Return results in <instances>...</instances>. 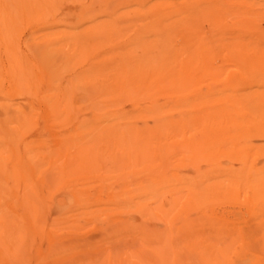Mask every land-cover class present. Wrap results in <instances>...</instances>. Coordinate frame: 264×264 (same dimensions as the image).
Instances as JSON below:
<instances>
[{
	"label": "rangeland",
	"instance_id": "374dc122",
	"mask_svg": "<svg viewBox=\"0 0 264 264\" xmlns=\"http://www.w3.org/2000/svg\"><path fill=\"white\" fill-rule=\"evenodd\" d=\"M80 1L84 5L64 2L57 14L46 0H38L34 10L14 12L16 25L7 36L26 62L31 59L34 70L32 87L24 93H16L15 81L5 72L8 60L0 43V264H264V128L245 138L240 163L233 154H220L229 149L225 141L217 153L192 151L206 128L202 122L208 109L201 104L180 110L183 115L196 112L192 114L203 121L167 128L151 139L149 153L127 149L137 143L133 139L109 138L111 124L105 120L119 111L135 113L150 104L145 99L122 96L113 107L93 108L82 106L81 91H70L71 114L53 120L66 84L89 64L84 57L75 60L59 89L48 91L34 54L44 47L43 36L63 31V41L68 40L92 24L83 14L104 3H118L127 17H135L128 0ZM254 1L257 10L252 8L264 17V0ZM4 2L13 8L12 0ZM108 50L109 45L100 47L99 55ZM134 50L142 54L140 48ZM200 83L199 92L205 94L209 82ZM248 87L264 92V73ZM91 88L85 91L92 93ZM166 97L178 100L182 95ZM167 116L178 117L170 111ZM84 117L93 121L80 123ZM130 121L138 127L154 125L151 117ZM117 124L120 136L131 125L126 118ZM169 146L171 152L162 151ZM16 159L24 169L16 170ZM257 174L262 183L255 186L250 181ZM240 177L243 184L235 181Z\"/></svg>",
	"mask_w": 264,
	"mask_h": 264
},
{
	"label": "bare ground",
	"instance_id": "6f19581e",
	"mask_svg": "<svg viewBox=\"0 0 264 264\" xmlns=\"http://www.w3.org/2000/svg\"><path fill=\"white\" fill-rule=\"evenodd\" d=\"M12 1L13 8L10 9L4 0H0V43L8 60L5 72L11 74L16 93L21 94L32 84L29 77L33 75V65L31 59L26 62L25 57L21 56L24 54H20L12 45L7 31L16 25L14 12L34 10L39 4L38 0ZM46 1L47 7L57 14L64 2L69 0ZM251 1L128 0L135 14L134 21L127 17L128 11L118 3L111 6L104 3L98 10L83 14V19L92 24L72 32L68 40L63 41L66 35L63 31L45 34L44 47L34 54L42 66L43 78L49 83L48 91L59 89V80L63 79L75 60L84 57L89 64L86 70L78 72L66 84L68 93L58 104L60 112L53 120H65L71 114L70 91H81L82 106L93 108H110L122 96L142 101L145 99L150 104L138 111L136 109L135 113L122 115L119 111L120 114L115 113L114 117L105 120L111 124L107 132L109 138L133 139L137 143L126 145L127 149L149 153L152 152L151 139L163 134L167 128L174 130L180 129L185 123H197L200 116L197 118L192 114L196 112L190 113V109L201 104V109H208L206 117L202 116L206 121L199 118L206 128L203 140H196L192 151L197 153L211 149L210 152L214 153L217 145L225 141L229 142V149H222L220 154H233L241 163L245 159V138L253 130L259 133L264 128V92L248 87L256 76L261 77L264 73V17L260 11H256V2ZM72 2L78 6L84 5L80 0ZM102 15L105 18L101 19ZM146 15L151 16L149 21L145 20ZM135 20L139 25L135 24ZM50 36H53V40ZM104 45H109L111 50L101 56L98 50ZM133 48H140L142 54H136ZM230 65L233 67L230 68ZM204 81L209 82V86L206 93L201 94L199 86ZM88 85H92V93L85 91ZM174 94H180L182 98L174 100L170 97ZM198 95L200 98L197 99ZM181 107L190 111L183 115ZM169 111L178 117H164ZM142 117H151L153 127H138L130 121ZM123 118L131 125L120 136L117 134V123ZM90 120L93 121L92 118L84 117L79 121L88 123ZM4 130L10 131V128L5 127ZM212 132L215 133L213 137L209 135ZM80 134L81 131L75 135ZM162 151L171 152L172 147L163 148ZM15 168L17 171L24 169L19 159L15 161ZM235 181L243 184L246 180L240 177ZM250 183L260 185L262 176L257 174ZM220 194L217 193V197ZM219 253L224 254L223 251Z\"/></svg>",
	"mask_w": 264,
	"mask_h": 264
}]
</instances>
